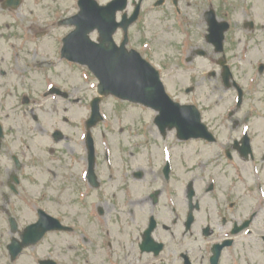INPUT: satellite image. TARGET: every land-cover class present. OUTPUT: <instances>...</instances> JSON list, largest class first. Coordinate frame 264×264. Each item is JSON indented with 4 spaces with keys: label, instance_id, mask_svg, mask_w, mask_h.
<instances>
[{
    "label": "flooded vegetation",
    "instance_id": "obj_1",
    "mask_svg": "<svg viewBox=\"0 0 264 264\" xmlns=\"http://www.w3.org/2000/svg\"><path fill=\"white\" fill-rule=\"evenodd\" d=\"M89 1V28L116 26L112 47L89 32L92 58L139 54L198 116L69 123L52 104L77 97L57 70L73 27L52 32L78 0H0V264H264V0Z\"/></svg>",
    "mask_w": 264,
    "mask_h": 264
},
{
    "label": "rangeland",
    "instance_id": "obj_2",
    "mask_svg": "<svg viewBox=\"0 0 264 264\" xmlns=\"http://www.w3.org/2000/svg\"><path fill=\"white\" fill-rule=\"evenodd\" d=\"M50 1V0H45ZM56 4L52 2L51 5H49L50 8H54V6H57L58 8V15L66 17L68 15H71V13L74 11L73 6L71 4V0H55ZM45 15V11L43 10V16ZM148 18V16H146ZM68 31V28H59L55 29L52 34L53 37L55 35H62ZM53 43L52 38L49 41V45ZM159 60V59H158ZM57 70L59 71L58 74H62V82L64 83V90L65 93H67V96L69 95L73 96L76 95V99L73 101L72 98H70L69 103H65L66 106L63 107L62 105H59L60 108L57 107V104H52L57 109V113L61 112L65 113L67 115V118L69 120V123L71 121H77V123L81 120H85L88 117L89 112V102L92 100V98L95 96V83L94 81L89 80V76L87 75L85 70L79 69H71L67 68L64 65H59ZM169 72H165V75L168 76ZM203 75H199L198 77H201ZM206 78V76H204ZM185 79H188V77L185 76ZM215 79L209 80V84L214 85ZM76 90L78 94H75L73 90ZM173 90L172 84H169V88ZM101 105V114H103L104 122L102 125L106 124H114L115 122H120L123 124L126 123H133L131 127H137L139 124H137V121L143 119L146 114H141L139 112V109H134L133 107L129 106L128 104H119L114 103L111 99H103ZM122 105V106H121ZM114 108H119L118 112L114 110ZM121 109V110H120ZM118 114H117V113ZM147 119V117H146ZM145 119V120H146ZM75 121V122H76ZM69 128L73 127L71 124L68 125ZM45 156V155H44Z\"/></svg>",
    "mask_w": 264,
    "mask_h": 264
},
{
    "label": "water",
    "instance_id": "obj_3",
    "mask_svg": "<svg viewBox=\"0 0 264 264\" xmlns=\"http://www.w3.org/2000/svg\"><path fill=\"white\" fill-rule=\"evenodd\" d=\"M83 13H81L77 17V27L78 32H80V36L84 39L85 30H82L83 25ZM80 41H78L79 43ZM77 43V45H78ZM80 45L78 56L81 55L85 57L84 60H80L81 62L87 63L88 59H86V48ZM125 65L118 66L117 64H107L99 67L96 70L98 71V77L100 85L98 88V92L101 96L108 95L110 92L117 95L119 98L125 100L132 101L134 103L139 102L142 104H155L159 105L161 102H165V94L160 85L159 79L156 74L150 69L148 64L144 63L140 59L133 62H126ZM151 82V86L153 91L148 92V90L144 87L143 81ZM154 99H149L150 97ZM99 99H94L92 102V107L94 112H97ZM164 104V103H162ZM167 110L165 107H159L158 111Z\"/></svg>",
    "mask_w": 264,
    "mask_h": 264
}]
</instances>
